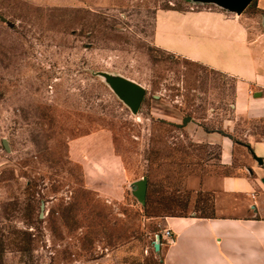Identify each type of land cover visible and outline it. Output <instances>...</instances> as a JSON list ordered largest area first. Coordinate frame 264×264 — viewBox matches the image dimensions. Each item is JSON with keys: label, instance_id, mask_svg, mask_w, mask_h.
<instances>
[{"label": "rangeland", "instance_id": "rangeland-1", "mask_svg": "<svg viewBox=\"0 0 264 264\" xmlns=\"http://www.w3.org/2000/svg\"><path fill=\"white\" fill-rule=\"evenodd\" d=\"M172 9L252 14L219 0H0V264H163L165 217L212 215L206 183L238 163L222 165L196 130L240 142L252 121L233 122L239 78L156 43L157 13ZM116 80L144 88L138 110ZM102 129L129 177L121 200L69 153Z\"/></svg>", "mask_w": 264, "mask_h": 264}, {"label": "crops", "instance_id": "crops-1", "mask_svg": "<svg viewBox=\"0 0 264 264\" xmlns=\"http://www.w3.org/2000/svg\"><path fill=\"white\" fill-rule=\"evenodd\" d=\"M250 6L252 14L238 17L200 10L157 13L156 43L239 78L233 122L252 121L243 136L236 135L240 142L224 129L196 130L198 140L219 146L222 165L238 163L239 172L206 183L213 190L212 215L165 217L164 226L174 238H162L163 264H264V0H252L245 12ZM69 153L89 185L111 199L124 198L129 177L111 131L74 138Z\"/></svg>", "mask_w": 264, "mask_h": 264}, {"label": "water", "instance_id": "water-1", "mask_svg": "<svg viewBox=\"0 0 264 264\" xmlns=\"http://www.w3.org/2000/svg\"><path fill=\"white\" fill-rule=\"evenodd\" d=\"M219 1L232 10L242 11L250 4L252 0H219ZM8 23L11 26L14 24L12 22H8ZM112 84L116 92L122 99L127 101L135 110L139 109L145 95L144 88H142L138 84L125 80H116L113 81ZM189 120H191V118L186 117L184 119L183 124H187ZM219 131H223V130H219ZM147 188H148V179L144 177L142 182H140L139 190H138V196L140 200H142L143 202L146 200ZM161 239H162L161 233H156L155 239L153 241V246L155 252L157 253H160Z\"/></svg>", "mask_w": 264, "mask_h": 264}, {"label": "built area", "instance_id": "built-area-1", "mask_svg": "<svg viewBox=\"0 0 264 264\" xmlns=\"http://www.w3.org/2000/svg\"><path fill=\"white\" fill-rule=\"evenodd\" d=\"M158 233H161L162 238H165L168 241H172L174 238V233L170 228H164V230ZM161 243H162V239H161Z\"/></svg>", "mask_w": 264, "mask_h": 264}, {"label": "trees", "instance_id": "trees-1", "mask_svg": "<svg viewBox=\"0 0 264 264\" xmlns=\"http://www.w3.org/2000/svg\"><path fill=\"white\" fill-rule=\"evenodd\" d=\"M212 212H213V205H212ZM213 214V213H212ZM206 216H208V215H206ZM210 216V215H209ZM1 257V256H0Z\"/></svg>", "mask_w": 264, "mask_h": 264}]
</instances>
